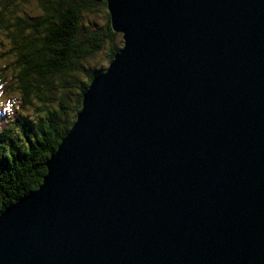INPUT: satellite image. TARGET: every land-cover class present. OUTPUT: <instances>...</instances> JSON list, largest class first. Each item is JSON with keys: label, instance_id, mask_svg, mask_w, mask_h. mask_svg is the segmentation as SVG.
Here are the masks:
<instances>
[{"label": "water", "instance_id": "water-1", "mask_svg": "<svg viewBox=\"0 0 264 264\" xmlns=\"http://www.w3.org/2000/svg\"><path fill=\"white\" fill-rule=\"evenodd\" d=\"M123 47L0 264H264V0H105Z\"/></svg>", "mask_w": 264, "mask_h": 264}, {"label": "trees", "instance_id": "trees-1", "mask_svg": "<svg viewBox=\"0 0 264 264\" xmlns=\"http://www.w3.org/2000/svg\"><path fill=\"white\" fill-rule=\"evenodd\" d=\"M20 1L26 0H0V35L8 43L0 52V87L20 101L8 121L0 117V215L40 187L92 80L124 43L112 29L105 0H31L40 9L33 19L13 15ZM97 9L106 11L103 26L82 24L83 14ZM101 51L102 69L87 67ZM4 71L11 73L7 82ZM27 109L35 113L32 119L20 114Z\"/></svg>", "mask_w": 264, "mask_h": 264}, {"label": "rangeland", "instance_id": "rangeland-1", "mask_svg": "<svg viewBox=\"0 0 264 264\" xmlns=\"http://www.w3.org/2000/svg\"><path fill=\"white\" fill-rule=\"evenodd\" d=\"M5 2V1H4ZM40 9L37 7L34 1L26 0V1H20L18 4V7L15 12H13V15L15 17H29L34 18L40 14ZM106 11H100L97 9V11H93L91 13H84L82 18V24L90 25L93 29H97L103 26V24L106 22ZM7 40L5 37L0 35V52L1 54L6 51V47L8 45ZM4 60H8L7 56H5ZM105 59V54L103 51L98 53V55L94 58L89 60V64L87 67L91 66L93 67L92 70H95L98 68L99 70L102 69L100 66V61L103 62ZM5 62L0 65V68L3 67ZM106 64V61L104 62ZM104 71V70H103ZM2 74V73H0ZM3 74H6L5 81L7 82L10 79V72L4 71ZM9 92V91H8ZM3 92L1 91L0 87V117L3 118V121H8V119L12 116L14 112L18 110L19 105V95L16 92ZM20 114L23 116H27L28 118L32 119L35 115V113L29 109L27 110H21ZM1 121V120H0Z\"/></svg>", "mask_w": 264, "mask_h": 264}]
</instances>
